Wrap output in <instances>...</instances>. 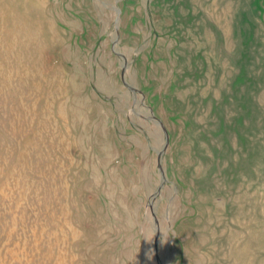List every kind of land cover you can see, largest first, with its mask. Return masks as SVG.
Segmentation results:
<instances>
[{
  "label": "rangeland",
  "instance_id": "obj_1",
  "mask_svg": "<svg viewBox=\"0 0 264 264\" xmlns=\"http://www.w3.org/2000/svg\"><path fill=\"white\" fill-rule=\"evenodd\" d=\"M0 264H264V0H0Z\"/></svg>",
  "mask_w": 264,
  "mask_h": 264
}]
</instances>
